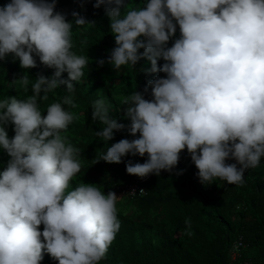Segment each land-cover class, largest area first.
<instances>
[{
  "label": "clouds",
  "instance_id": "obj_1",
  "mask_svg": "<svg viewBox=\"0 0 264 264\" xmlns=\"http://www.w3.org/2000/svg\"><path fill=\"white\" fill-rule=\"evenodd\" d=\"M101 6L116 44L107 62L120 70L147 59L150 72L166 78L122 97L129 124L112 118L105 100L93 101L92 120L103 125L96 137L139 134L106 144L100 160L120 164L129 154H147L142 164H126L127 174L144 178L171 172L187 149L201 183L243 184L264 157V0H147L142 7L96 0L94 7ZM55 9L56 0L0 6V60L12 55L25 70L9 87L28 92L31 85L33 93L0 99V149L9 157L0 171V264H41L45 251L59 264H100L121 226L115 192L84 182L69 190L81 171L80 149L63 133L77 119L69 110L77 107L73 82L84 77L89 57L73 51V23ZM71 15L77 32L96 25ZM177 25L180 36L168 47ZM34 57L54 74L30 79ZM62 86L67 95L42 112L49 93Z\"/></svg>",
  "mask_w": 264,
  "mask_h": 264
},
{
  "label": "trees",
  "instance_id": "obj_2",
  "mask_svg": "<svg viewBox=\"0 0 264 264\" xmlns=\"http://www.w3.org/2000/svg\"><path fill=\"white\" fill-rule=\"evenodd\" d=\"M11 0H0V6ZM52 2V0H48ZM147 0H125L126 4L142 7ZM96 0H56L55 11L66 15L73 23V51L89 57L84 77L79 83L73 82L76 92V108L69 109L77 119L63 133L73 146L80 149L81 171L72 180L69 190L79 183L93 184L102 192H115L119 197L116 203L117 219L120 229L100 264H231L229 250L238 237L242 236L250 248L245 258L256 264H264V157L260 165L245 172L241 185H229L216 180L212 184L202 185L195 176L198 169L191 160L187 149L180 153L177 166L171 171L162 170L157 176L150 174L141 178L126 172V164L144 163L148 156L131 154L122 158L120 164H109L100 160L107 146L121 139L133 140L125 131H114V138L102 141L94 135L103 125L92 120V103L97 99L105 100L112 118L120 123L129 124L124 119L122 97L137 90L143 93L149 80L157 76L166 78V74L151 73V63L141 59L135 67L124 66L120 70L109 64L108 58L116 47L115 38L110 30V21L105 14V7H94ZM83 4V7H81ZM73 11L80 13L89 21H95V27L77 32ZM177 25L175 38L170 39L168 47L179 38ZM143 39V38H141ZM87 41L82 45V41ZM141 54L143 50H140ZM29 69L30 79L38 74L50 77L54 69L40 63ZM104 60L103 66L98 61ZM165 61H158L162 66ZM19 61L13 62L12 55L0 60V99L16 97L24 99L32 95L31 85L28 92L20 87H9V82L24 74ZM62 79H68L67 73ZM64 87L49 93V100L42 105L56 102L67 95ZM146 99H152L145 94ZM68 109V106L65 105ZM46 116V112L43 113ZM9 138H13L14 126L6 127ZM9 157L0 149V171H3ZM228 164L236 163L229 159ZM239 167V165H237ZM142 182L144 195L135 197L122 196L117 187ZM190 220V227L185 221ZM43 231V225L39 229ZM42 242L43 241V238ZM41 264H59L46 251Z\"/></svg>",
  "mask_w": 264,
  "mask_h": 264
},
{
  "label": "built area",
  "instance_id": "obj_3",
  "mask_svg": "<svg viewBox=\"0 0 264 264\" xmlns=\"http://www.w3.org/2000/svg\"><path fill=\"white\" fill-rule=\"evenodd\" d=\"M195 179L199 182L198 176H195ZM142 182H135L127 184L121 187H117V192L122 196L135 197L137 195L145 194V187L142 185ZM202 185H205L201 183ZM135 190V192H133ZM143 190V192H141ZM249 244L244 240L242 236L238 237L232 243L229 250V259L231 264H256L252 260L246 259L245 254L249 250Z\"/></svg>",
  "mask_w": 264,
  "mask_h": 264
}]
</instances>
